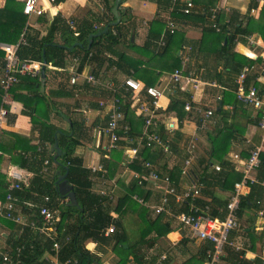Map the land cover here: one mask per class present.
<instances>
[{"label": "trees", "instance_id": "trees-1", "mask_svg": "<svg viewBox=\"0 0 264 264\" xmlns=\"http://www.w3.org/2000/svg\"><path fill=\"white\" fill-rule=\"evenodd\" d=\"M12 1L13 0H8L5 9L0 10V45L17 44L22 34H25L27 45L20 46L18 50V55L21 60L29 59L42 61L46 62L47 66L63 69L66 66V57L68 54L75 55L77 53H82L84 54V62L88 55L93 53L92 58L95 59V61L100 60V64L108 62L109 66H116L118 69L125 72L126 76H130L132 72L138 71L142 66L153 67L151 64L152 59L163 58L169 51L170 45L175 42L177 36L180 39L178 49H181L185 42L184 34L176 32L174 35H168L166 46L160 51H157V41L164 31L165 24H160L158 31L152 27L149 32L148 40L143 47L144 49H142L145 56L149 58L148 61H144L139 58L128 56L117 50L118 46L124 40V37H126V33L122 23L116 26L113 25L115 18L112 14V8L107 11L111 19L100 29L104 30L108 28V31L100 37H92V39H90V36L97 34L99 31L92 30V26L77 28L78 35H76L75 32L69 28L66 21L59 16L54 18L47 35L41 36L39 32L30 31L27 27L26 23L28 17L23 12L24 5L15 6L11 3ZM192 1L195 8L200 5L203 6L204 12L196 14L194 12L196 9H194L193 13L187 15L182 12L185 6L184 3L177 2L173 5L171 0H168V3L165 2L164 4V2L162 3V1L158 0L159 6H164L163 8H173L172 16L174 18L180 16V19L191 20L192 18H197L201 21H206L207 18H210L209 10L211 9L209 8H216L218 2V0ZM61 2H64V0H56L57 4ZM224 16L225 14L223 11H219L216 20L221 26L222 32H216L215 29L212 28V22H210V27L203 31L204 37L202 41L206 42L215 34V38H219L215 56L223 61V69L228 72L229 75H239L243 66L251 65L253 60L234 51L236 40L239 35L249 36L255 33H259L264 39V16L259 20H255L252 16H247L242 20H238V18L232 14L229 18V24L226 23ZM228 26L232 27V32L229 31L230 29ZM76 44L77 46L72 49ZM111 55L116 56L117 59L112 60ZM4 64V53L0 49V70L3 69ZM181 68L182 64L176 50L175 60L167 69L173 72ZM49 72L50 69L47 67L46 73L48 74ZM142 74L144 82L148 83L147 85H154V81L150 79L151 77L148 75L147 70H143ZM40 77V75L36 77L25 76L22 77L19 84L16 85V87H20V89L28 92L26 95L19 96L18 99L23 102V114L32 119L34 129L39 132V143L38 145L32 146L30 145L31 139H23V141L21 139V146L15 149L16 154L13 158V162L18 163L21 168L33 173L34 177L30 180L28 185H23L21 190H16L12 194L19 199V206L28 220L41 223L42 217L40 211L43 207L59 212L61 218L59 223L60 234L54 239L44 238L29 227H25L21 234L20 231L23 229L21 226L7 221L0 216V222L10 230L7 239V243L10 247L13 248L19 245L28 247L33 245V249H29L28 247L19 259H17L18 263L40 264L39 261L43 255L46 252H51L54 243L58 242L61 247L58 254L61 262L72 260V264H101L98 256L86 248L87 243H101L103 241L107 243L109 241H115L116 252L119 257L116 264H131V257H133V264H146L147 261L145 260V255L141 252V248H153L160 239L167 237L171 232L177 231L176 228H180V226L178 225L175 228L174 218L165 213L158 215L155 219H151L148 216L147 209L141 207L139 213L145 216L143 224L140 227V233L136 240L130 242L128 234L123 230L121 221L114 219L112 212L115 211L117 214H121L122 212H126L128 207L139 209V204L132 198L135 192H140L141 194L140 188H138L139 186L135 183V185L127 187L126 193L119 198L114 210L112 208L113 202L108 201V198L101 196L93 190L94 182L92 177L96 174H93L91 169L84 168L81 164V159L75 156L77 148L81 146L83 141L89 136V129L86 128L83 123L74 120H72L68 131H63L58 126L51 123L52 115L61 117L64 120L71 117L68 113L62 112L59 109V102L56 99L75 97V92L77 90L74 88L69 89L67 85L59 84L49 95L42 94L40 91ZM220 77L221 76L218 75L219 80ZM66 79L69 81L68 75ZM14 87L11 93L14 92ZM179 95H183V92L176 90L175 97ZM175 97L171 99L170 105L165 112L176 113L179 120L182 121L187 113H189L185 111V105L191 102V97L190 95L187 97V94L186 98L183 99H176ZM231 97L235 100L234 95ZM235 105V108H237L240 104L236 102ZM239 107L242 108L241 111H244L242 106ZM123 110L125 112L123 125L129 127L126 136L136 140L142 134L143 120L141 118L137 119L138 121L133 120L129 104L123 106ZM260 116L261 114L252 119L250 123L258 125ZM235 120L236 119L231 123L226 122L216 134L209 135V151L206 153V156L193 164L189 170L191 180L197 185H202V191L205 190L206 196L211 198L209 201L198 198L196 200V205L201 208L208 207V213L212 217L221 219L226 216V209L230 199L217 197L212 194L213 192L210 193V191L214 188H220L221 190L234 193L235 185L243 178V175L235 170V166L226 160V156L232 145L234 133L238 129ZM197 124H199V118ZM159 133L166 141H170L168 138L172 135L168 134L164 125L160 127ZM56 142H58L62 150V155L55 163L61 172L64 174L68 172V179L74 186L78 207L69 206V203L65 201V197L59 194L57 189L58 175L53 172V174L49 176V173L43 172L46 160H50L51 163H54V155L50 150V146H53ZM139 150V159L135 162L136 166H134V169L141 172L142 176L146 175L147 171L144 168L145 162L153 166L154 164L159 165L160 161H163L165 157V154L159 149L150 150L142 147ZM2 151V153L5 154L4 149ZM117 152L119 153L114 156V163L106 165V161L104 160L103 162L108 168L110 167L111 176L115 174L113 167L120 161L123 150H118ZM198 165L200 169H197ZM216 165L220 166V171L212 170ZM159 173L170 175L171 179L178 186L179 191L182 192L180 190V178L182 175L180 169L172 171L170 174L164 170ZM0 177L2 179L0 180V199L4 201L9 184L3 181V179L6 178L2 175H0ZM256 177L260 183H264V153L261 154V165L257 170ZM45 198H49V201H45ZM28 203L30 205H27ZM170 206L174 214L191 213V203L187 200L176 203L174 198H170ZM263 208L264 186L258 183L252 184L250 193L241 198L238 220L244 215L246 210H254L258 214ZM163 217L169 218V220H164ZM112 224L115 225V232L106 240L105 230ZM153 233L154 236H151ZM234 236L235 233L232 234L231 238ZM189 242L191 241L184 230L179 244L188 246ZM126 244H128V248H125ZM211 249L212 244L201 242L198 252L194 254L190 260L197 264H205L207 260L206 254L208 250ZM244 256L245 251L239 253L235 252V250L230 247H226L225 256L222 257V260L226 261V264H264L261 259H256L254 262H251L246 260ZM0 264H4L1 256ZM186 264L190 263L188 262Z\"/></svg>", "mask_w": 264, "mask_h": 264}, {"label": "crops", "instance_id": "crops-1", "mask_svg": "<svg viewBox=\"0 0 264 264\" xmlns=\"http://www.w3.org/2000/svg\"><path fill=\"white\" fill-rule=\"evenodd\" d=\"M160 1H162V3L164 2V4L165 2L168 3V0ZM185 1L187 0H179V2L184 4ZM7 2L8 0H0V10L5 9ZM24 2L25 0H13L11 3L15 6H22L24 5ZM115 3L116 0H64V2L56 4V6L53 7L48 3V0H42V6H44L46 10L45 15L41 17H28L26 25L30 31L39 32L41 36H46L54 18L59 16L65 21L69 19L76 21L77 28H81L82 26H92V30L98 31V29H95V26H98L100 29L105 26L106 22L111 19V16L107 13V11L111 8L113 11ZM163 7L164 6H159L158 0L122 1L120 7V23L123 24L126 37H124V40L118 46L117 50L133 58L148 61L149 58L145 56L142 49H144L143 47L148 40L149 32L152 27L158 31L159 25L165 23V18L172 9L171 7ZM217 8H219V11H223L226 23L228 24L229 18L232 14L235 15L238 20H242L247 16H252L255 20H259L264 16V8H261L256 0H218ZM194 9L196 10L194 11ZM194 9L193 11L196 14L204 12V8L201 5L196 8L194 5ZM209 9L213 8L211 7ZM179 17L180 16L174 19L178 28L177 33L181 32L184 34L185 42L183 47L178 49L180 39L177 36L175 42L170 45L169 51L163 58L152 59L151 64L154 68L142 66L138 69V71L132 72V74L143 82V84H148L144 82L142 74L143 70H147L148 75L151 77L150 79L154 81V85L164 91V96L160 100L162 108L161 112H163L161 121L162 125L165 127L168 125L172 126L174 133L171 137L175 138L176 142L177 137L183 140L186 138L195 139L197 134L201 133L197 130V120L199 117L196 111L193 113H187L182 121L179 120L176 113L170 115L165 112L170 105L171 99L175 97L172 84H170V76L172 72L168 71L167 68H169L170 64L174 62L176 50L178 56L180 57L182 68L188 72H193L199 75L204 80L216 82L218 84L217 87L204 86L199 91L191 94L183 93V95H179L175 98L183 99L184 97L186 98L187 94V97L190 95L191 101L195 107H200L205 110H215L213 123L210 125V129L206 135L207 146L204 150L200 149L201 152L198 155L199 157L197 156L198 158H195L196 160H194L195 162L193 164L198 162V160L203 157L202 154L206 156V153L209 151V135L216 134L226 122L231 123L234 119H236L235 121L238 129L234 133L232 145L226 156V160L235 166V170L239 172L241 163H238L239 159H236L237 156L241 161H243L248 158L250 150L255 146H262L264 148V138L258 128V125L250 123L252 119L255 118L256 113L254 110L247 109L242 105H238L237 108H235V103H238V101L234 90L236 87V80L239 75H229V73L223 69V61L219 60L215 56V50L218 48L217 43L219 42V38H215L214 34L206 42L202 41V38L204 37V29H208L211 25L210 22L212 21L210 18H207L206 21H201L197 18L186 20L180 19ZM115 22L116 18L114 20V23ZM228 28L230 29L229 31L233 30L231 26H228ZM58 39L60 40L59 37ZM251 41L256 43L257 46L252 47L250 44ZM263 44L264 39L259 33L249 36L239 35L236 40L234 51L253 60L252 64L254 65L255 70L248 76L247 85H256L258 88L264 89V77L260 74V65L264 57ZM76 56L81 57V60L78 63H74L73 61ZM83 56L84 54L82 53H77L75 55L68 54L66 57V66L63 69L46 66V68L48 67V69H50V72L48 74L46 73L45 94L49 95L50 92L57 88V85L59 84H64L67 85V88L69 89L74 88L77 90L75 92V97L68 99H56L59 102V109L62 112L68 113L71 117L64 120L61 117L52 115L51 123L55 124L63 131H68L72 120H74L79 123H83L84 126L89 129V136L85 139V141H83L82 145L77 148L75 156L81 159V164L84 168L91 169L92 171V168L98 164H104V160L106 161V165L114 163V156L119 153L117 152L118 150L112 153L107 152V139L103 137L99 131V127L104 125L108 119V108H102L100 106V102H108L109 94L101 88L93 86L88 87L89 85L81 84L82 80H80L81 83L78 85L72 86L66 77L67 75L70 77V70L72 67H77L78 70L84 74H95L102 81V83L112 81L116 84H120V82H123L126 74L118 68L117 71H114L113 67L116 66L111 67L108 62L100 64V60L95 61V59L88 57L85 60L86 62H83ZM111 56L112 60L117 59L116 56ZM245 66H243V68ZM218 75L221 76L220 80L218 79ZM1 76L2 69L0 70V79ZM259 79H261V81H259ZM14 88V94L11 93L12 89H10L7 97H5V93L0 86V110L4 108L8 111V114L2 123V128L0 129V175L6 178L3 179V181L8 184L14 182L13 178L10 177L11 174L20 175L23 178V184L28 185L30 180L34 177V174L24 168H21L18 163L13 162V158L16 154L15 149L21 146L23 139H31L32 141L30 145L32 146L38 145L39 132L34 129L32 119L23 114L24 105L23 102L18 99L19 96L26 95L28 92L20 89V87L15 86ZM232 95H234L235 100L231 97ZM239 106H242L244 111H241L242 108ZM130 113L133 120L138 121L137 119L140 117L136 113L135 109H131ZM201 139L198 145L202 143ZM122 145L124 146L125 143ZM52 147L53 146H50V150ZM3 149L5 154L2 153ZM174 149H176V152L178 151L179 156L171 158L170 155H164L165 157L163 161H160L159 165L154 164V168L158 172L164 170L170 174V172L179 169H181L182 172L184 167L183 159L188 157L187 150H185L184 147L177 148V146H174ZM185 156L187 157L185 158ZM134 164L128 163L127 156L123 151L120 161L113 167L115 174L112 177H114L117 181L118 188H116V193L119 192L117 201L120 197L124 196L127 187H131V185H135L136 183V185L139 186L138 188H140L141 195L146 203L145 206H140L147 209L149 218L155 219L158 214L155 216L153 210H155L154 208L159 205L163 191L158 188L152 180L147 178L143 179L141 172L134 169L136 163ZM216 166H214L212 170L216 171ZM197 169H200L199 165L197 166ZM53 172L56 174L60 172L61 175H65L67 173L66 172L64 174L61 172L55 161L54 163H50L47 173L51 176ZM92 179L94 182L93 190L98 193L103 188L102 182L99 180L97 174L92 177ZM0 180H2L1 177ZM180 184V190L184 191L190 189L195 183L191 180V178L182 174ZM205 193V190L202 191L200 198L202 200L209 201L211 198L207 197ZM210 193L223 199H230L234 194L232 192L221 190L220 188H214L210 191ZM0 201L2 200L0 199ZM65 201L69 203L67 199H65ZM171 206L170 210L172 212L173 206L172 209ZM140 209L141 207L139 209L128 207L126 212H122L121 214H117L115 211L112 212L114 214L112 215L113 218L121 221L123 230L128 234L130 242L134 241L135 236L138 237L140 227L143 224L145 216L139 213ZM176 226H178V224L175 221L174 227L176 228ZM133 230L135 233L134 236H131ZM176 230L177 231L171 232L167 237L160 240H164V242L168 245H177L182 239L184 230L180 228H176ZM0 234L4 235V239H7L10 234V230L2 222H0ZM151 236H154V233ZM108 237H111V234H105L106 240ZM234 237L237 241L244 244L246 250V260L254 262L256 259H260L264 256V217H260L254 210H246L244 215L239 219V228L236 230ZM190 241L191 242H189L188 246L192 244L196 249V254L199 250L201 242ZM105 242L106 241L101 243L88 242L86 248L98 256L101 264H116L119 260L116 252V243L115 241ZM158 242L153 248L148 249L146 247H142L141 252L144 254V250H153L160 245ZM126 245L128 246V244ZM168 251L169 250H166L164 253L167 255V260L164 264H170ZM145 260L147 261L149 259L145 256ZM130 263L133 264V257H131ZM146 264H148V261ZM220 264H226V261L222 260Z\"/></svg>", "mask_w": 264, "mask_h": 264}, {"label": "built area", "instance_id": "built-area-1", "mask_svg": "<svg viewBox=\"0 0 264 264\" xmlns=\"http://www.w3.org/2000/svg\"><path fill=\"white\" fill-rule=\"evenodd\" d=\"M172 4H176L179 0H171ZM261 8H264V0H256ZM48 3L53 7L56 6V0H48ZM182 12L184 14H191L194 9V3L192 0L185 1ZM24 14L27 17H41L45 15V7L42 6V0H25L24 2ZM173 8L171 12L165 18L164 31L157 41V51H160L167 44V36L174 35L177 32V24L172 16ZM219 8H213L210 10V20L212 21V28L216 32H222L221 26L217 23V14ZM69 28L77 33L76 22L72 19L66 21ZM104 27V26H103ZM95 29L100 30L98 26ZM101 31V30H100ZM252 47H256L257 44L250 42ZM27 45V39L25 34H22L17 44H1L0 49L4 53V67L2 69V76L0 79V86L7 97L10 89L19 84L22 77H36L41 75V70L44 67V62L35 60H21L18 55L20 46ZM264 50V44H263ZM93 53L88 55V58H92ZM81 60L80 56L74 57V63H78ZM47 66V65H46ZM114 71H117V67H113ZM255 70L253 64L247 65L243 68L236 80V87L234 93L237 101L240 105L247 109L255 111L256 116L260 114L258 128L264 138V89L258 88L256 85H247V79L250 74ZM260 74L264 77V57L260 65ZM82 80V83L80 82ZM261 81V79H259ZM258 82V81H257ZM69 83L72 86H76L79 83L83 85H89L105 90L109 94V101L100 102L102 108H108V119L106 123L99 127V131L103 137L107 139L106 150L112 153L117 150H123L127 156L128 163L134 164L139 159L140 148L145 147L150 150L159 149L165 155L172 153V146L170 141H166L159 133L162 126V114L160 100L164 96V91L156 85L143 84L135 75L126 76L123 82L116 84L109 81L102 83V81L95 74H84L80 72L77 67H72L70 70ZM170 84L175 92L179 90L183 93L191 94L193 92L201 90L204 86L217 87L216 82H209L202 79L199 75L188 72L184 68L176 69L170 76ZM6 102V101H5ZM130 105L131 109H135L138 116L143 120L142 134L133 140L127 137L129 127L123 125L125 119V112L123 106ZM185 111L197 112L199 117V124L197 125L198 131H206L213 123V116L215 110H205L200 107H195L193 102H189L185 105ZM8 111L4 108L0 110V129L2 123L6 118ZM164 128L168 134L172 135V126ZM125 143V145H122ZM188 157L184 161V167L182 174L186 177L189 176V167L192 166L196 156L190 145L187 148ZM264 153L262 146H255L250 150L249 157L243 161L237 156L238 163H241L239 172L243 175L242 180L235 185L234 194L231 196L226 209L225 218L212 217L208 213V207L201 208L196 205V200L200 198L202 192V185L193 184L188 190L182 192L179 191L178 186L171 179L168 174L159 173L152 164L144 163V168L147 170L143 179L152 180L155 185L160 188L163 193L161 195L160 203L154 209L158 215L167 214L174 218L176 223L181 229L187 231V237L192 241L207 242L212 244V249L208 250L206 254L205 264H220L222 257L225 256L226 247H230L235 252L246 251L244 244L237 241L235 237L231 238L232 234L239 228L238 211L240 208L241 198L249 194L252 184H261L256 177L258 168L261 165V154ZM50 160H46L44 163L43 172H48ZM216 171H220L219 165L215 167ZM93 173L98 174L99 180L102 182L103 188L98 193L108 198V201L113 202L116 199V188H118L117 181L111 176L109 168L104 164H98L92 168ZM14 182L8 186V192L4 201H0V216L7 221H11L16 225L21 226L20 233L22 234L25 227H29L38 235L44 238L54 239L60 234L59 223L61 221L59 212L50 210L47 207H43L40 211L42 222L28 220L27 216L22 212L19 206V199L12 193L16 190H21L23 184L22 177L17 174H11ZM133 200L141 205H146L143 199L138 196H133ZM170 198H174L176 203L183 201H189L191 203V213L174 214L170 210ZM45 201H49V198H45ZM27 205H30L29 203ZM112 215H114L112 213ZM258 215L264 217V208L259 211ZM116 218V217H115ZM115 232V225L109 226L105 234L110 235ZM9 237V235H8ZM7 237V239H8ZM4 235L0 234V256L4 264H19L17 259L29 249H33V245L25 246L19 245L16 247H10L7 243V239H4ZM4 243V244H3ZM4 247V248H2ZM60 244L54 243L51 252H46L40 259V264H72V260L61 262L59 260ZM245 258V256H244ZM264 262V256L260 258ZM167 260V255L163 254L159 258L153 260H147L148 264H164ZM76 263V262H73Z\"/></svg>", "mask_w": 264, "mask_h": 264}, {"label": "rangeland", "instance_id": "rangeland-1", "mask_svg": "<svg viewBox=\"0 0 264 264\" xmlns=\"http://www.w3.org/2000/svg\"><path fill=\"white\" fill-rule=\"evenodd\" d=\"M169 114L171 115V114H173V112H171ZM209 129L206 130V131H199L201 133H198L197 136L195 137V139L186 138V139L183 140V139H181V138L179 139L177 137V142H176L175 138H173V137L168 138L171 141V144H172V153L170 154L171 158L179 156L178 155V151L176 152V149H174V146H177V148L184 147L185 150H187V148L190 145L192 146V150H193L196 158H198L199 157L198 155L201 152V150L202 149L204 150L206 148V146H207V137H206V135H207ZM200 139H201L202 143L200 145H198L199 142H200ZM181 145H183V146H181ZM199 146L200 147L202 146V147L200 148ZM202 156L204 157L205 155L202 154ZM186 157L187 156H185V158ZM183 161H185V159H183ZM191 167L192 166L189 167V170H190ZM118 195H119V192L116 193V199H117ZM133 196H138L140 199L144 200V198L142 197L140 192H135L132 195V197ZM116 202H117V200L114 201L112 208L116 207ZM140 205L141 204H139V206ZM143 206H145V205H143ZM143 206H140V207H143ZM153 213H154L155 216H157V213H156L155 210H153ZM163 219L164 220H169V218H166V217H163ZM134 233H135V231L133 230L131 236H134ZM136 238H137V236H135V239ZM131 241H133V240H131ZM158 243L160 245L158 247L154 248L153 250H150V251L144 250L145 251L144 254H145L146 258H148L149 260H151V259L155 260V259L159 258L161 255H163L166 252V250H169L168 251V255H169V258H170V264H186L188 262L190 264H197V263H194L192 260H190V258H192L193 254H195V252H196V249L193 247L192 244H190L189 246H183V245H181L179 243L177 245L176 244L175 245L174 244L168 245L166 242H164V240H160ZM2 248H4V247H2Z\"/></svg>", "mask_w": 264, "mask_h": 264}, {"label": "water", "instance_id": "water-1", "mask_svg": "<svg viewBox=\"0 0 264 264\" xmlns=\"http://www.w3.org/2000/svg\"><path fill=\"white\" fill-rule=\"evenodd\" d=\"M123 0H116L115 6L113 8V14L115 15L116 22L113 24L114 26L118 25L120 23V7ZM108 31V28H105L104 30L99 31L97 34L90 36V39L92 37H100L104 34H106ZM77 46L74 45L72 49H74ZM45 86H46V62H44V67L41 70V77H40V91L42 94H45ZM220 110V109H219ZM51 152L54 153V161L57 162L58 158L62 155V150L59 147L58 143H55L51 149ZM59 175L57 180V189L61 196L65 197L69 201V206L71 207H78V202L76 198V193L74 191V187L69 183L67 176L68 172L65 175H61V173H57ZM128 246L125 245V248Z\"/></svg>", "mask_w": 264, "mask_h": 264}]
</instances>
